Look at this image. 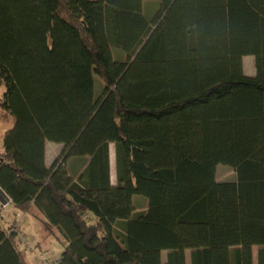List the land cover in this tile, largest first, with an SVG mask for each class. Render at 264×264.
Wrapping results in <instances>:
<instances>
[{"label":"trees","instance_id":"1","mask_svg":"<svg viewBox=\"0 0 264 264\" xmlns=\"http://www.w3.org/2000/svg\"><path fill=\"white\" fill-rule=\"evenodd\" d=\"M116 1L0 0L7 208L60 241L42 264H264V0ZM9 221L0 264H29Z\"/></svg>","mask_w":264,"mask_h":264},{"label":"rangeland","instance_id":"2","mask_svg":"<svg viewBox=\"0 0 264 264\" xmlns=\"http://www.w3.org/2000/svg\"><path fill=\"white\" fill-rule=\"evenodd\" d=\"M113 4L118 8L131 11H139L142 6V3L139 0L116 1ZM254 60L255 58L252 55H247L243 58L244 70L249 75L255 74ZM67 73L66 82L68 84H72V73L68 70ZM87 95L88 98L91 99L92 83H88ZM9 127L10 124L8 114L0 107V150L3 148V135ZM112 167L115 168V164H112ZM118 192H121V190H114L115 194ZM122 194L123 196H127L125 193ZM20 217H22L23 220L21 225L25 239L23 240L21 236L19 246L24 251L25 260L29 264H42L43 259L49 260L52 263L57 261L63 251L60 241L54 236H49L44 230L43 224H41L31 214H21ZM225 252L226 255H228V249Z\"/></svg>","mask_w":264,"mask_h":264},{"label":"crops","instance_id":"3","mask_svg":"<svg viewBox=\"0 0 264 264\" xmlns=\"http://www.w3.org/2000/svg\"><path fill=\"white\" fill-rule=\"evenodd\" d=\"M66 73H67V71H66ZM66 89H67L68 100L72 104L73 101H74V85H73V83L72 84L71 83L68 84L66 82ZM110 149H111L110 150V157H111V182H112V184H115L116 183V168L112 167V164H115V149H114L113 145H111ZM57 151H58L57 147L53 146L52 144H48L47 160L51 161V158L56 155ZM56 181L62 188H68L73 183L74 180L69 175V173L66 170V168L62 167L60 169L58 175H57ZM117 190H121V189H117ZM122 193H124L123 190H121V192H118L116 194L113 191L112 200H113L114 206L121 207V206L128 205V204L132 203L133 197H131V196H129V197L128 196H123ZM0 197L5 199V196H3L2 194H0ZM7 206H9V205L4 206V204H2V202L0 200V213H1V215L3 214V218H5L6 220L10 219L11 221H9V222L12 223V221H14L17 216L18 217L21 216L22 213L20 211L16 210V209H11V207L7 208ZM21 236H22L23 239H25V236H24L23 233H22ZM226 250H227V248L224 249V257H225L226 262L228 263V261H229V249H228V255H226V252H225ZM162 255H163V258L165 259L166 253L163 252ZM255 257H256V252H255ZM185 259H186L185 263L186 264H190V257H189V253L188 252H186V254H185Z\"/></svg>","mask_w":264,"mask_h":264},{"label":"water","instance_id":"4","mask_svg":"<svg viewBox=\"0 0 264 264\" xmlns=\"http://www.w3.org/2000/svg\"><path fill=\"white\" fill-rule=\"evenodd\" d=\"M0 194L5 196V199L0 197V200H1L2 204L6 205L10 201L9 197L6 195V193L1 188H0Z\"/></svg>","mask_w":264,"mask_h":264},{"label":"clouds","instance_id":"5","mask_svg":"<svg viewBox=\"0 0 264 264\" xmlns=\"http://www.w3.org/2000/svg\"><path fill=\"white\" fill-rule=\"evenodd\" d=\"M9 204H10V201L6 205H9ZM6 205H4V206H6Z\"/></svg>","mask_w":264,"mask_h":264}]
</instances>
